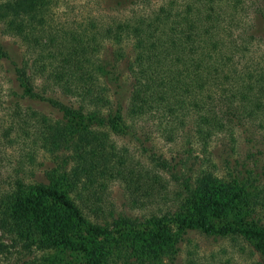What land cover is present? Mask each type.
<instances>
[{
    "label": "trees",
    "instance_id": "1",
    "mask_svg": "<svg viewBox=\"0 0 264 264\" xmlns=\"http://www.w3.org/2000/svg\"><path fill=\"white\" fill-rule=\"evenodd\" d=\"M59 3L60 0H0V25L6 33L23 40L27 52L33 55V66L44 68L53 83L77 97L80 104L100 106L107 101L94 75L93 58L100 40H127L134 50L130 67L133 87L127 106L130 117L141 119L162 111L164 117L179 128L177 124L184 122L185 114L193 112L198 118L196 132L203 140L227 124L243 126L244 121L258 123L256 126L264 132V58L246 61L253 48L264 47V0H97L102 11L130 10L131 17L103 21L101 26L87 22L83 29L79 28L81 24L64 27L54 23L52 16ZM147 6L150 12L138 15ZM98 28L102 37H97ZM0 55L6 56L1 46ZM109 70H112L110 66ZM15 71L25 96L46 101L74 118L86 116L79 107L66 106L35 93L25 71L17 65ZM116 107L111 118L99 113H90L89 118L118 133L131 135L123 122L119 99ZM53 129L56 133L53 132L49 141L52 145L56 139L66 136V131ZM135 140L156 167L164 165L161 157L148 152L146 140L140 135ZM105 141L102 134L88 132L72 142L80 172L91 169L102 174L117 173L127 180L128 190L136 193L134 201L140 199L139 191H146L147 179L155 178L154 182L160 183L156 175L149 177L140 170L134 171L123 156L112 152L111 147V151L107 149ZM14 179L8 189L0 188V233L11 241L10 245L0 243L1 261L39 264L32 253L35 244L29 240L34 233L29 211L35 214V206L31 208L29 203L22 202L23 188L60 208L46 216V230H41V234L48 237L41 238L37 248L70 245L67 233L72 223L81 224L95 240L111 235L108 228L89 223L64 193L40 182L26 184L18 177ZM184 192L182 200H173L176 204L167 210L165 214H171L167 216L205 235L224 236L241 231L251 234L256 250L264 259V226L245 232L230 226L216 230L207 223L208 210L226 209L230 203L210 172L204 171L195 180L194 189L190 190L185 184ZM86 198L80 194L85 203ZM254 201L264 203V193L254 196ZM165 217L153 216V225ZM111 242H91L87 246L98 257V262L117 253L131 257L135 264L152 259L162 248L161 243L172 244L171 239L151 234L144 238L135 232L122 234L119 240Z\"/></svg>",
    "mask_w": 264,
    "mask_h": 264
},
{
    "label": "rangeland",
    "instance_id": "2",
    "mask_svg": "<svg viewBox=\"0 0 264 264\" xmlns=\"http://www.w3.org/2000/svg\"><path fill=\"white\" fill-rule=\"evenodd\" d=\"M101 8L97 0H60L52 17L58 25L81 24L80 29L85 28L87 22L101 26L103 21L131 17L130 10L112 13ZM143 9L145 11L141 10L138 15L151 10L148 6ZM97 32V37L103 36L99 34L101 28ZM101 40L93 58L94 75L107 101L100 106L82 105L77 97L53 83L44 68L33 66V55L27 52L23 40L6 33L0 25V46L6 54L0 55V188L8 189L16 177L26 184L43 183L64 193L80 208L89 223L111 231L109 237L100 236L95 240L81 224L72 223L70 233H67L70 245L37 248V242L48 237L41 234V230H46V216L49 212L60 211V208L23 188L22 202L29 203L31 208L35 206V214L31 209L29 211L34 218L30 217L34 233L29 240L35 244L32 253L36 262L132 264L131 257H121L117 253L98 262V257L91 253L87 244L114 242L122 234L126 236L135 232L144 238L151 234L172 241L168 247L161 243L162 248L155 256L140 262L142 264H264L256 250L255 239L241 231L250 232L259 225L264 226V203L254 201V196L264 193V132L261 127L249 121H244L243 126L227 124L203 140L196 132L198 118L193 112L185 114L184 122L177 124L179 128L172 125L162 111L141 119L130 117L127 106L133 87L130 69L134 58L132 44L127 40ZM262 56L263 46L253 48L246 61L261 60ZM16 65L25 71L35 93L56 99L66 106L79 107L86 116L74 118L46 101L25 96L17 81ZM109 66L112 70L108 71ZM118 99L122 105L123 122L131 135L118 133L89 118L90 113L111 118ZM53 127L66 131V136L65 139H56L52 145L49 141L56 133ZM80 131L102 134L108 150L111 151V147L112 152L123 156L134 171L140 170L149 177L156 175L160 183L156 184L155 178L147 179L146 191H139L140 199L134 201L136 193L128 190L127 180L117 173L102 174L91 169L80 172L72 145L75 139L85 134ZM139 135L146 140L148 152L161 157L163 166L156 167L142 151L135 140ZM204 171L216 178L230 200L226 209L208 210L207 223L216 230L230 226L241 232L205 235L182 225L175 217L167 216L171 214H165L179 198L185 197V184L190 190L194 189L195 180ZM80 194L88 198L86 203L80 199ZM153 216L166 217L153 225ZM63 221L67 223L66 218ZM5 238L0 233V243L10 245L11 241ZM0 264L7 263L0 260Z\"/></svg>",
    "mask_w": 264,
    "mask_h": 264
}]
</instances>
